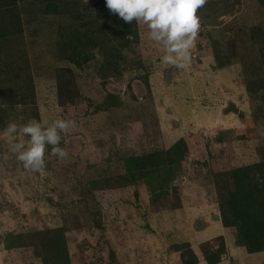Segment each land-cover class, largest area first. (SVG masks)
Wrapping results in <instances>:
<instances>
[{"label": "rangeland", "instance_id": "1", "mask_svg": "<svg viewBox=\"0 0 264 264\" xmlns=\"http://www.w3.org/2000/svg\"><path fill=\"white\" fill-rule=\"evenodd\" d=\"M9 1L0 30L12 32L17 14L21 33L0 37V264H41L38 248L7 249L5 236L56 229L69 264H191L188 251L207 264L203 248L223 238L218 264H264V250L247 253L219 219V181L255 167L264 183V7L205 0L179 69L162 63L143 23L122 40L114 16L116 38L98 34L92 0ZM31 119L77 124L61 133L66 159L46 147L43 173L23 166L5 132ZM180 138L187 155L161 190L126 184L127 157Z\"/></svg>", "mask_w": 264, "mask_h": 264}, {"label": "trees", "instance_id": "2", "mask_svg": "<svg viewBox=\"0 0 264 264\" xmlns=\"http://www.w3.org/2000/svg\"><path fill=\"white\" fill-rule=\"evenodd\" d=\"M92 1L94 12L98 19L96 22L100 23L96 29L98 34H108L116 38L115 27L112 22V20H115L114 16L120 20L116 27L120 28L123 32L119 38L124 40L126 36L134 33L135 20L131 23H126L118 14L112 13L106 7L105 0ZM257 1L260 6L264 7V0ZM16 2L17 0H10L8 5L15 6ZM48 8L52 11L56 10V6L53 4L49 5ZM12 11L13 9L9 8V12L11 13ZM10 17L14 19L11 22L14 30L12 32L6 31V29L0 30V37L2 38L12 33L15 35L21 33L20 23L15 25V23L17 24L15 20L19 22L18 15L12 14ZM130 24L133 29L129 28ZM80 47L82 46L80 45ZM73 53L75 54L74 50ZM74 64L79 66L78 63ZM68 86H70V81H68ZM187 151L185 141L180 138L165 151H155L150 154L127 157L124 162L126 184L135 185L137 183H144L152 192L161 190L163 188V181L168 184L170 178L177 173L180 163L187 155ZM258 171L255 167H250L231 172V181L227 180V182L232 183L231 186L224 184V181H219L223 183L220 187L225 197L224 203L220 206L219 219L221 226L223 228H234L237 246L244 248L249 254L259 253L264 250V183L255 182L254 179ZM231 187H233V190H231ZM219 236L221 237L222 235ZM220 240L223 243H221V246L217 250H212L208 246L203 248L204 261L207 264H218L220 262V254L224 250V238ZM4 241L5 244L7 242V249L35 246L38 248L35 253L40 259L41 264H69L70 262L65 235L61 229L35 235L7 234ZM188 252L191 255V264H195V255L192 251ZM110 253V259H113V251H110Z\"/></svg>", "mask_w": 264, "mask_h": 264}, {"label": "clouds", "instance_id": "3", "mask_svg": "<svg viewBox=\"0 0 264 264\" xmlns=\"http://www.w3.org/2000/svg\"><path fill=\"white\" fill-rule=\"evenodd\" d=\"M204 3L205 0H105L106 7L126 23L136 20L145 24L149 39L164 52L162 63L179 69L188 66L190 49L200 28L197 10ZM76 126L75 120L55 119L45 127L40 121L31 119L21 126L8 124L5 132L10 139L11 151L23 166L43 173L46 147L51 146V154L58 159H66L68 152L60 146L61 133H68Z\"/></svg>", "mask_w": 264, "mask_h": 264}]
</instances>
